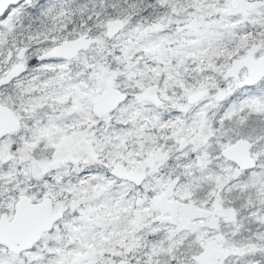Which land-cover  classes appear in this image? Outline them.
Returning a JSON list of instances; mask_svg holds the SVG:
<instances>
[{
    "label": "snow or ice",
    "instance_id": "1",
    "mask_svg": "<svg viewBox=\"0 0 264 264\" xmlns=\"http://www.w3.org/2000/svg\"><path fill=\"white\" fill-rule=\"evenodd\" d=\"M0 264H264V0H0Z\"/></svg>",
    "mask_w": 264,
    "mask_h": 264
}]
</instances>
